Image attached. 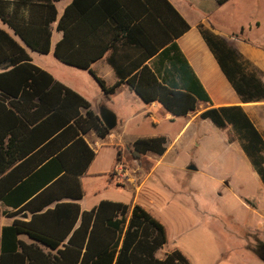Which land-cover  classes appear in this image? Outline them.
Returning <instances> with one entry per match:
<instances>
[{
    "label": "trees",
    "instance_id": "obj_1",
    "mask_svg": "<svg viewBox=\"0 0 264 264\" xmlns=\"http://www.w3.org/2000/svg\"><path fill=\"white\" fill-rule=\"evenodd\" d=\"M61 1L0 0V23L10 30L0 27V203L13 219L1 231L0 264H191L178 249L156 257L168 244L167 230L141 205L104 200L81 209V179L97 157L85 138L94 131L105 139L111 131L86 99L28 53L49 54L56 25L63 39L54 56L66 65L90 71L116 51L109 64L117 85L99 80L107 96L125 83L145 103L184 117L212 103L175 42L190 26L168 0H73L59 18ZM152 25L162 29L158 48ZM201 32L241 103H264L263 73L224 39ZM200 119L232 129L264 184V140L244 108L210 107ZM166 145L165 137L140 138L131 155L163 156Z\"/></svg>",
    "mask_w": 264,
    "mask_h": 264
},
{
    "label": "rangeland",
    "instance_id": "obj_2",
    "mask_svg": "<svg viewBox=\"0 0 264 264\" xmlns=\"http://www.w3.org/2000/svg\"><path fill=\"white\" fill-rule=\"evenodd\" d=\"M0 27L10 32L1 23ZM262 33L264 36V31ZM30 53L36 65L75 85L87 86L84 79L89 77L82 79L59 70L54 55ZM92 87L88 88L89 99L94 111L100 113L101 97ZM206 108L207 104L199 105L194 114L198 118L182 133L185 118H178L171 130L168 124L162 127L169 138L166 145L169 150L160 158L147 186L141 189L139 202L165 226L169 245L181 251L191 264H264L260 259L263 254L260 246L264 244L263 184L247 170L249 163L239 155L238 152L243 151L232 129L222 130L211 121L200 119ZM244 108L264 130V105ZM115 109L130 113V107L122 101L115 104ZM114 133L119 134L118 131ZM125 133L117 164L130 167L136 164L127 150L131 143L138 135L151 136L159 132L151 126L148 131L131 126ZM116 158V148L107 147L98 152L90 173L97 176L82 181L85 197L81 206L84 210H92L99 201L130 204L134 199L133 189L123 187L127 182L123 177L126 166L116 167ZM191 163L197 170L188 172L186 168ZM5 211L0 205V224L7 219Z\"/></svg>",
    "mask_w": 264,
    "mask_h": 264
},
{
    "label": "crops",
    "instance_id": "obj_3",
    "mask_svg": "<svg viewBox=\"0 0 264 264\" xmlns=\"http://www.w3.org/2000/svg\"><path fill=\"white\" fill-rule=\"evenodd\" d=\"M72 1L73 0H63L57 3L59 18L63 15L65 9L72 3ZM168 1L190 26V30L183 36L176 39L175 42L182 54L184 55L185 59L187 60L188 64L192 68L194 74L201 82V84L203 85V87L211 98L212 103L207 104V108L203 111L209 109L210 107L220 108L241 105L244 108V106L246 105H264V103H241L238 95L235 93L227 78L223 74L215 56L206 44L201 32V28H203L204 30L211 32L215 36L224 39L229 46L238 51L247 60H249L254 67L259 69L263 73L262 81L264 82V36L262 33L264 31V0H227L222 5H219L217 3V0ZM151 27L153 28L151 29L150 33L154 37L152 43L154 47L158 48L160 44L164 41L162 29H160L157 25H152ZM53 28L54 31L52 37V49L51 52L45 56L54 55V48L56 44L63 39V33L58 32L56 30V25H54ZM162 50L163 49H161L160 52H162ZM30 51L31 50L28 49V53L34 63ZM99 52V48H94L92 50L93 54H98ZM114 54H116V51L112 49L108 50L103 55V57H101V59L91 65L90 71L66 65L60 62L54 56L58 63V69L63 70L64 73H69L71 76L80 77L82 79H84V77H89L88 80L87 78L84 79L87 86L75 85L67 81L66 79H63L62 77L55 75V73L41 67V65H36L34 63L36 66L51 74L56 81L64 84L65 86L80 94L91 104L92 109L93 105L91 103L92 100L89 99L90 92L88 88L93 86L92 88L98 91L97 95L101 97V108L107 107L115 113V115L117 116L118 123L116 128L111 131V134L108 137H106L105 139L100 138L94 131H92L85 138L88 144L97 153V156L99 151L107 147H113L116 148L117 151L122 152L123 149L121 148L120 144L123 140L124 134H126L125 132L131 126L132 128L139 130L147 128V131L148 128L151 126L153 129L158 130L159 133L158 135L151 136L138 135V137L131 143V146L127 148L130 153L132 150L133 143L140 138L165 137L167 138L168 143L169 138L162 128L165 124L170 125L171 130L173 127L172 125L175 124L178 118H185L186 122L184 123V127L181 131L182 133L186 128L190 127L194 121H196L198 116H194V114L197 111L184 117L174 116L169 113L157 101L152 102L150 104L145 103L125 83H122L121 85L116 87L115 92L112 95L107 96L105 89L100 84L99 80L104 83L105 88H112L117 85L118 77L115 74L114 68L109 64V59H111ZM151 61L147 62V64L150 66L152 65ZM165 66H167V64H165ZM85 73H87V76H85ZM119 101L124 102L130 107V113H125L120 109H115V104ZM95 112L99 115V112H97L96 110ZM247 115L250 118V115L248 113ZM251 121L254 123L252 119ZM254 125L261 133V136L264 140V130L260 129L255 123ZM115 131L119 132L118 136L114 133ZM92 143H94L93 146L91 145ZM95 145L101 147L100 150H96L94 147ZM168 150L169 149L167 148V151L163 156H157L151 153L147 154L146 156H143L140 160H134L136 164L130 167L128 164L122 166L121 164H117L116 162V167L121 168L126 166V169L123 171V177L126 179L127 182L123 187H130L131 189H133L134 199L131 202L134 204L141 205L148 212H150V210L147 209L144 204H141L139 202L141 196V189L147 186L152 175L155 173L157 167L159 166L160 158L162 159L163 157H165ZM238 153L239 155H243V157H245V161L249 163L246 167L247 170L252 171V177H258L260 179L259 175L256 173L245 152L243 151ZM93 164L91 165V167L93 166ZM190 165H193V163H191ZM146 166H148L149 168L147 171L144 169ZM91 167L89 168L87 175L81 179L82 181L86 177L97 176L90 174ZM187 168L186 170L188 172H192L189 171ZM101 175L106 174H98V176ZM263 185L262 187L264 189ZM82 200L79 202L80 206L82 204ZM100 202L101 201L96 203L95 207H97ZM0 205L3 206L1 203ZM3 207L6 209V211H10L9 208L5 206ZM81 209L83 211H89L84 210L82 206ZM6 218L7 219H5L0 224V235L2 228L4 226L11 225L13 222V219L8 218L7 216ZM24 240L27 241V239L25 238ZM175 249L177 248L169 245L168 240V244L156 254V257L159 259H163L167 253H170Z\"/></svg>",
    "mask_w": 264,
    "mask_h": 264
},
{
    "label": "water",
    "instance_id": "obj_4",
    "mask_svg": "<svg viewBox=\"0 0 264 264\" xmlns=\"http://www.w3.org/2000/svg\"><path fill=\"white\" fill-rule=\"evenodd\" d=\"M99 116L103 124L109 131H113L116 128L118 120H117V116L115 115L113 111H111L107 107H103L100 109ZM187 169L189 171L197 170V168L194 165H190ZM27 217L28 216L26 214L22 216L23 219H27ZM262 252L263 254L262 256H260V259L264 262V247L262 248Z\"/></svg>",
    "mask_w": 264,
    "mask_h": 264
},
{
    "label": "flooded vegetation",
    "instance_id": "obj_5",
    "mask_svg": "<svg viewBox=\"0 0 264 264\" xmlns=\"http://www.w3.org/2000/svg\"><path fill=\"white\" fill-rule=\"evenodd\" d=\"M263 247H264V246H263ZM263 247H262V248H263Z\"/></svg>",
    "mask_w": 264,
    "mask_h": 264
}]
</instances>
